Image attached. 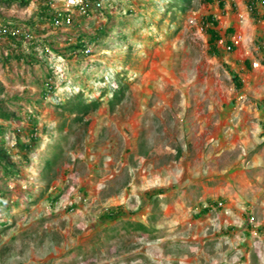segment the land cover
Returning <instances> with one entry per match:
<instances>
[{
	"label": "rangeland",
	"instance_id": "obj_1",
	"mask_svg": "<svg viewBox=\"0 0 264 264\" xmlns=\"http://www.w3.org/2000/svg\"><path fill=\"white\" fill-rule=\"evenodd\" d=\"M103 2L76 29L34 34L64 50L107 29L90 53H59L33 69L0 63V102L20 117L0 121V146L20 170L0 171L10 207L0 205V264H264V233L255 232L264 228V4L254 19L247 0H193L182 13L168 7L174 0ZM42 5L0 6V16L26 22ZM209 14L225 38L229 28L241 37L220 58L208 54ZM49 68L56 89L42 100L34 81ZM117 80L129 89L113 109L109 98L88 115L60 109L82 88L93 100ZM25 112L41 139L27 162L18 148L29 143ZM212 202L221 209L200 214Z\"/></svg>",
	"mask_w": 264,
	"mask_h": 264
},
{
	"label": "trees",
	"instance_id": "obj_2",
	"mask_svg": "<svg viewBox=\"0 0 264 264\" xmlns=\"http://www.w3.org/2000/svg\"><path fill=\"white\" fill-rule=\"evenodd\" d=\"M31 0H0V6L10 7L12 4L17 3L21 7L28 6ZM43 5L39 8L37 13L29 21L21 22L16 19H6L0 16V41L6 43L7 54L0 57V63L2 65H10L11 62H16L18 66H27L30 69L36 66L46 65V61L52 57V55H58L59 53H68L70 56L77 55L81 56L89 48L90 45L95 44L100 38L107 36V29L99 30L96 36H79L76 39L74 45L66 47L64 50H59L56 48L57 37H49L42 39L40 37L36 38L34 34H47V32L59 27V23L66 22V14H61V12L53 7V0H42ZM95 0H90L93 3ZM172 3H167L171 10L176 11V13H182L185 11L192 3L193 0H174ZM207 4L213 5L214 0H204ZM248 6L251 10V16L257 19L259 16V9L264 0H247ZM220 7H224L223 1H220ZM87 13L91 12V7H86ZM170 12V11H168ZM85 17H82L84 19ZM74 27L79 26L78 21L73 17ZM108 25L111 24L112 18L108 17ZM66 24V23H65ZM44 26L42 31H39V27ZM204 31L208 37V54L211 57L220 58L223 54V49L219 45V41L225 38L219 29V21L215 19L213 14H209L203 19ZM226 33L228 37L226 38V44L232 46V52L235 51L236 47L231 43V37L234 33L232 28L227 29ZM67 45V43H66ZM247 63V62H246ZM39 81H34L37 87H40L42 100L46 99L48 95L55 91V82L57 79V74L51 68ZM90 77V75H88ZM232 78L237 91L243 88L242 81L240 77L232 72ZM116 86L111 89L102 90V93L97 99L86 100L83 88L76 94L73 98H70L66 103L60 105V109L63 113L74 114L76 116L88 115L91 111L97 110L101 107L102 103L105 102V98H109V105L113 109L115 105L121 103L124 100L125 94L129 89L127 84L123 80H117ZM49 89L52 90L49 91ZM2 90H0V95ZM27 115L29 122L31 124V129L28 131L29 143H20L18 148L29 152L32 146H35L40 138L38 137V121L34 114ZM20 117L16 116V112H12L0 102V121L12 123L18 121ZM17 135L19 132L17 129H12ZM0 137L4 140L6 138V128L0 123ZM24 160H28L27 156H23ZM58 157L55 156L53 160H49L46 163V168H51L56 164ZM0 171L5 177H17L19 174L18 169L11 162V156L0 146ZM0 195L5 196L2 190H0ZM5 199L2 200V203ZM215 208L216 210L221 209L218 203L212 202L206 208H203L200 214L204 215ZM200 215V216H202ZM136 229L148 232V229L142 225H136ZM248 229H253L251 225H248ZM259 234L264 233V228L256 229Z\"/></svg>",
	"mask_w": 264,
	"mask_h": 264
},
{
	"label": "clouds",
	"instance_id": "obj_3",
	"mask_svg": "<svg viewBox=\"0 0 264 264\" xmlns=\"http://www.w3.org/2000/svg\"><path fill=\"white\" fill-rule=\"evenodd\" d=\"M74 3H73V2ZM86 7H91V12L90 13H87V11L85 10L86 9ZM104 7H105V4H104V2H103V0H95L93 3H91L90 2V0H67V9H57V10H59L60 12H61V14L63 13V14H66L65 15V17H66V24L65 23H59L58 24V26L59 27H56V29H59V28H61V26H67V27H74L73 25H74V20H73V17H75V19L78 21V24H80V23H82V21L83 20H86L88 17H90L91 16V14H93L94 12H101L102 10H104ZM56 9V8H55ZM169 13V12H168ZM82 17H85L84 19H82ZM79 18V19H78ZM80 21V22H79ZM80 27V26H79ZM233 37H231V39H232ZM222 39H225V41H226V38H222ZM231 43H232V41H231ZM235 46V45H234ZM235 47H237V46H235ZM224 49V48H223ZM226 51V50H225ZM227 52V51H226ZM232 52V51H231ZM87 53H90V47L84 52V54H87ZM228 53H230V52H228ZM49 91H51L52 92V90L51 89H49ZM51 94V93H50ZM50 94L48 95V97L50 96ZM47 97V98H48ZM37 130H38V127H37ZM38 134H39V131H38ZM37 134V135H38ZM27 137H28V135H27ZM39 137V136H38ZM29 139V138H28ZM41 140V139H40ZM29 142H30V140H29ZM40 142V141H39ZM38 142V143H39ZM38 143L35 145V146H32V149L29 151V152H27V151H25L26 152V154H23V153H21V155H22V159H23V156H27L28 157V160H24V162H27V161H29V156H28V153H30V154H32L33 152H34V148L38 145ZM34 147V148H33ZM24 151V150H23ZM59 153L58 152H56L53 156L55 157V156H57L58 158H59ZM54 157L53 158H51V159H46L45 160V162H44V167H43V174H48L51 170H52V168L53 167H55L56 165H57V162H56V164L55 165H53L51 168H46V163H47V161H49V160H53L54 159ZM57 161H58V159H57ZM16 169H18V168H16ZM18 171H19V174H20V170L18 169ZM19 174H18V176H19ZM18 176H17V178H18ZM1 190V189H0ZM3 192V191H2ZM4 193V192H3ZM4 195L5 196H3V198H2V200L3 199H5V202L4 203H2V200H1V206H3L7 211H9L10 210V207H9V204L7 203V198H6V194L4 193ZM39 200V199H38ZM35 203H32V205H34ZM219 204V206L220 207H222V203H218ZM207 207V206H206ZM206 207H204V208H206ZM203 209V208H202ZM7 226H3V229H5ZM3 230H0V232H2ZM255 232H257V230L255 231ZM258 233V232H257Z\"/></svg>",
	"mask_w": 264,
	"mask_h": 264
},
{
	"label": "built area",
	"instance_id": "obj_4",
	"mask_svg": "<svg viewBox=\"0 0 264 264\" xmlns=\"http://www.w3.org/2000/svg\"><path fill=\"white\" fill-rule=\"evenodd\" d=\"M72 2H73V1H72ZM73 3H74V2H73ZM231 41H232V44H233V45L237 46V45L239 44V42L241 41V37H240V36H239V37H233V38L231 39ZM219 45H220L222 48H224L227 52H231V51H232V46H231V45H227L225 39H221V40L219 41Z\"/></svg>",
	"mask_w": 264,
	"mask_h": 264
}]
</instances>
